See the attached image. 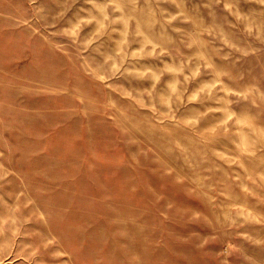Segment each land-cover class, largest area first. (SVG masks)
Segmentation results:
<instances>
[{"label": "rangeland", "instance_id": "1", "mask_svg": "<svg viewBox=\"0 0 264 264\" xmlns=\"http://www.w3.org/2000/svg\"><path fill=\"white\" fill-rule=\"evenodd\" d=\"M0 264H264V0H0Z\"/></svg>", "mask_w": 264, "mask_h": 264}]
</instances>
